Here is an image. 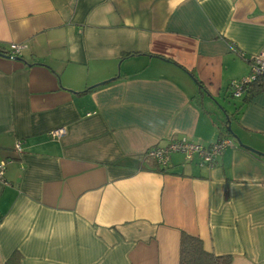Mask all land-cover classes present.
<instances>
[{
  "label": "crops",
  "instance_id": "obj_1",
  "mask_svg": "<svg viewBox=\"0 0 264 264\" xmlns=\"http://www.w3.org/2000/svg\"><path fill=\"white\" fill-rule=\"evenodd\" d=\"M0 44V264H178L182 232L264 264V157L232 137L264 153V91L223 105L264 0H0ZM220 137L211 167L146 156Z\"/></svg>",
  "mask_w": 264,
  "mask_h": 264
},
{
  "label": "built area",
  "instance_id": "obj_2",
  "mask_svg": "<svg viewBox=\"0 0 264 264\" xmlns=\"http://www.w3.org/2000/svg\"><path fill=\"white\" fill-rule=\"evenodd\" d=\"M21 48L22 46L18 44H10L6 50L10 57H17L20 55ZM262 75H264V53H260L252 58L251 73L247 78L231 83L232 96L239 98L242 94L243 86L252 83ZM49 134L51 139L56 140L65 134V130L64 128H59L52 130ZM230 145L231 141L229 139H219L208 147L188 142L185 139L171 140L164 148L149 150L146 156L163 167L168 163L172 153L180 152L185 154L186 158L190 161L196 155L199 158L200 165L211 167L214 165L216 158ZM14 149L16 153H21L20 142H16ZM6 164L7 162L0 163V180H2Z\"/></svg>",
  "mask_w": 264,
  "mask_h": 264
},
{
  "label": "trees",
  "instance_id": "obj_3",
  "mask_svg": "<svg viewBox=\"0 0 264 264\" xmlns=\"http://www.w3.org/2000/svg\"><path fill=\"white\" fill-rule=\"evenodd\" d=\"M0 56H9L8 51L5 46L0 44ZM231 88V87H230ZM264 91V75L259 76L252 83L243 86L242 94L239 99H241L242 104L247 103L251 97ZM232 98V92L229 94ZM226 119L225 130L226 135H231V129L228 127L230 125L231 117L228 115L224 116ZM223 132V133H224ZM229 133V134H228ZM219 139H229L226 137H220ZM156 162V161H155ZM159 169L156 171L160 173H166L165 169H161L156 162ZM178 264H232V258L230 255H214L208 253L204 250L202 241L198 237L190 236L186 233H181L179 242V261Z\"/></svg>",
  "mask_w": 264,
  "mask_h": 264
},
{
  "label": "water",
  "instance_id": "obj_4",
  "mask_svg": "<svg viewBox=\"0 0 264 264\" xmlns=\"http://www.w3.org/2000/svg\"><path fill=\"white\" fill-rule=\"evenodd\" d=\"M13 59H15V60H20L19 58H16V57L13 58ZM93 87H95V86H93ZM93 87H92V88H93ZM90 89H91V88H90ZM215 104H216V103H215ZM216 106H217V108H218V109H219L224 115H226V111H224L219 105L216 104ZM218 106H219V107H218ZM232 137H233L234 141H235L240 147H242V148H244V149H246V150H248V151H250V152H253V153H255V154L259 155V156L264 157V153L258 152V151H256V150H254L253 148L244 145L236 135H233V134H232Z\"/></svg>",
  "mask_w": 264,
  "mask_h": 264
},
{
  "label": "rangeland",
  "instance_id": "obj_5",
  "mask_svg": "<svg viewBox=\"0 0 264 264\" xmlns=\"http://www.w3.org/2000/svg\"><path fill=\"white\" fill-rule=\"evenodd\" d=\"M220 103L223 104L224 102H220ZM220 103L218 104L222 106ZM238 104H239V98H229L228 102L226 101L225 104L223 105L228 111H232L234 106H237Z\"/></svg>",
  "mask_w": 264,
  "mask_h": 264
}]
</instances>
